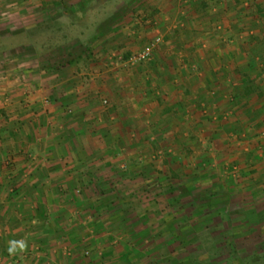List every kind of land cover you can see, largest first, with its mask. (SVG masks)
I'll use <instances>...</instances> for the list:
<instances>
[{
	"label": "crops",
	"instance_id": "crops-1",
	"mask_svg": "<svg viewBox=\"0 0 264 264\" xmlns=\"http://www.w3.org/2000/svg\"><path fill=\"white\" fill-rule=\"evenodd\" d=\"M106 1L39 0L53 8L42 12L55 27L64 15L68 32L88 41L61 63L67 74L62 86L37 90L27 109L1 111L9 122L0 125V143L8 149L0 153V169L4 159L14 166L0 170L6 198L0 199V243L9 253H25L42 241L30 229L37 219L42 228L70 224L52 218L53 210L75 199L82 182L99 177L142 127L150 130L145 136L151 144L160 137L176 145L183 167L188 147L203 176L220 166L228 195L237 182L252 194L264 188V177L263 183L257 178L264 174V0H128L127 14L117 9L122 0H113L118 4L108 17L97 4ZM155 40L149 61H130ZM202 146L209 150L199 152ZM73 203L80 207L84 200ZM23 210L32 214L29 222L13 225L10 214Z\"/></svg>",
	"mask_w": 264,
	"mask_h": 264
},
{
	"label": "rangeland",
	"instance_id": "rangeland-1",
	"mask_svg": "<svg viewBox=\"0 0 264 264\" xmlns=\"http://www.w3.org/2000/svg\"><path fill=\"white\" fill-rule=\"evenodd\" d=\"M124 1L117 7L120 14L132 8ZM97 4L108 17L118 1ZM44 10L53 8L39 0H0V125L9 122L1 113L4 107L27 109L37 90L48 93L62 86L67 74L61 63L88 41L83 34L68 32L64 15L55 27ZM48 101L44 98L43 104ZM148 132L143 127L136 131L138 138L130 146L119 142L120 149L99 177L82 182L84 188L78 185L81 192L73 200H84L83 205L76 206L71 195L64 208L53 210L52 218L70 224L42 228L37 219L30 229L42 237L34 242L38 247L28 241L33 253H9L0 243V264H264V188L252 194L237 182L236 192L228 195L229 182L220 166L214 164L207 171L211 175L203 176L188 147L184 168L182 160L177 162L182 152L176 145H165L160 137L151 144ZM205 150L202 146L199 152ZM7 151L0 143V153ZM10 161L1 162V172L14 168ZM247 175L256 178L250 171ZM12 183L10 178L6 184ZM14 212L13 225L29 222L32 215L28 210ZM52 238L54 243L49 242Z\"/></svg>",
	"mask_w": 264,
	"mask_h": 264
},
{
	"label": "built area",
	"instance_id": "built-area-1",
	"mask_svg": "<svg viewBox=\"0 0 264 264\" xmlns=\"http://www.w3.org/2000/svg\"><path fill=\"white\" fill-rule=\"evenodd\" d=\"M158 43V40L152 41L151 43H148L146 46H144L140 51H138L136 54L131 56L130 61L132 63H144L151 59L153 48L155 44ZM101 104L103 107L107 108L109 105V102L106 99H103L101 101Z\"/></svg>",
	"mask_w": 264,
	"mask_h": 264
},
{
	"label": "trees",
	"instance_id": "trees-1",
	"mask_svg": "<svg viewBox=\"0 0 264 264\" xmlns=\"http://www.w3.org/2000/svg\"><path fill=\"white\" fill-rule=\"evenodd\" d=\"M234 1H236V2H237V0H234ZM57 8H59V6H57ZM67 54H70V53H67Z\"/></svg>",
	"mask_w": 264,
	"mask_h": 264
}]
</instances>
